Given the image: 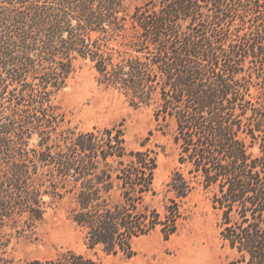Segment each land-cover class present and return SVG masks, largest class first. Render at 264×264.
Here are the masks:
<instances>
[{
  "label": "trees",
  "instance_id": "trees-1",
  "mask_svg": "<svg viewBox=\"0 0 264 264\" xmlns=\"http://www.w3.org/2000/svg\"><path fill=\"white\" fill-rule=\"evenodd\" d=\"M135 1L0 0V227L32 226L45 198L68 197L87 251L26 264H99L97 250L131 258L134 238L177 232L181 202L200 188L232 254L223 264H264V0ZM77 62L131 107H152L156 130L172 127L163 213L147 200L152 131L129 149L122 122L59 130L51 98Z\"/></svg>",
  "mask_w": 264,
  "mask_h": 264
},
{
  "label": "rangeland",
  "instance_id": "rangeland-1",
  "mask_svg": "<svg viewBox=\"0 0 264 264\" xmlns=\"http://www.w3.org/2000/svg\"><path fill=\"white\" fill-rule=\"evenodd\" d=\"M137 4L135 0H124L129 10ZM64 125L59 128H76L89 131L93 127H110L120 122L126 132L129 149L139 148V143L152 131L147 146L158 151L155 172V197L148 202L163 213L171 194L166 193V184L177 165V152L172 142V127L155 129L152 107L133 108L117 90L100 85L89 65L76 63V72L66 86L51 98ZM37 136L30 141L35 148ZM46 174V173H44ZM46 206L42 218L32 226L25 218L5 220L0 227V258L11 264H26L33 260H46L58 253L72 250L85 253L83 232L69 219L71 203L68 197ZM181 219L177 232L164 240L159 229L148 235L134 238L131 246L135 255L107 256L97 250L89 256L99 264H223L232 254L222 247L218 229V213L212 208L210 194L197 188L181 202Z\"/></svg>",
  "mask_w": 264,
  "mask_h": 264
}]
</instances>
